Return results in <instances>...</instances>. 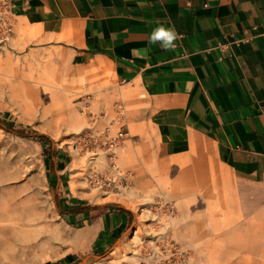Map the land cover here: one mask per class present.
Returning <instances> with one entry per match:
<instances>
[{"label":"rangeland","instance_id":"rangeland-1","mask_svg":"<svg viewBox=\"0 0 264 264\" xmlns=\"http://www.w3.org/2000/svg\"><path fill=\"white\" fill-rule=\"evenodd\" d=\"M25 33L35 36L33 29ZM12 37L0 49V173L14 190L37 194L41 203L31 197L26 207L41 215L39 226L47 234L45 219L51 216L68 230H55L53 242L30 264H193L197 252L208 255L254 240L264 254V237L257 236L264 233L263 194L229 180L209 145L206 155L191 151L184 163L165 165L158 156H142L135 141L128 152L119 148V171L111 173L115 182L92 184L89 175L108 171L109 160L103 151L97 156L79 151L76 141L93 118L105 125V113L117 116L121 82L112 69L80 75L87 61L64 48ZM37 58L51 66L39 65ZM45 108H60L59 119L45 115ZM6 125L24 127L25 135ZM41 134L51 139L47 148ZM50 146L57 151L53 158ZM58 157L64 161L59 169ZM126 171L134 174L131 187H116ZM108 204L128 209L131 222L98 249L99 221ZM90 228L93 233L83 237Z\"/></svg>","mask_w":264,"mask_h":264},{"label":"crops","instance_id":"crops-1","mask_svg":"<svg viewBox=\"0 0 264 264\" xmlns=\"http://www.w3.org/2000/svg\"><path fill=\"white\" fill-rule=\"evenodd\" d=\"M7 1L16 41L109 61L124 92L117 109L132 121L124 152L136 141L171 165L209 145L229 180L264 196V0ZM159 25L174 26V49L150 43ZM103 208L98 249L131 222L121 205Z\"/></svg>","mask_w":264,"mask_h":264},{"label":"bare ground","instance_id":"bare-ground-1","mask_svg":"<svg viewBox=\"0 0 264 264\" xmlns=\"http://www.w3.org/2000/svg\"><path fill=\"white\" fill-rule=\"evenodd\" d=\"M39 65L51 66L50 62L37 58ZM56 63V62H54ZM54 67H56L54 65ZM57 68V67H56ZM65 73H71L70 67L65 69ZM111 70L109 61H103L100 58H89L87 64L79 70V74L87 72H108ZM60 108H45L44 114L51 115L54 120L59 119ZM8 176L0 173V264H30L37 262L39 253L45 250L54 239L55 230L62 228L63 232L68 230L61 224H55L53 216L45 219L49 225L47 227L49 234L41 224V215L28 211L25 199L39 198L37 194L29 195V192L23 193L16 191L6 184ZM40 202V200H39ZM37 202V204L39 203ZM41 203V202H40ZM127 206L131 207V204ZM49 218V217H48ZM228 216L227 223L230 222ZM58 226V227H57ZM93 233V229L83 232L82 236H88ZM258 237H264V233L257 234ZM257 241L259 242L258 238ZM252 243V244H251ZM243 242L239 246H232L228 250L213 249L209 250L208 255L201 251L195 254L193 264H263V247L253 242ZM261 245V242H259ZM224 255L225 261L219 258Z\"/></svg>","mask_w":264,"mask_h":264},{"label":"built area","instance_id":"built-area-1","mask_svg":"<svg viewBox=\"0 0 264 264\" xmlns=\"http://www.w3.org/2000/svg\"><path fill=\"white\" fill-rule=\"evenodd\" d=\"M16 19L13 14L11 4L7 0L0 1V49L11 39L15 27ZM219 45L224 49L227 43L221 40ZM103 117L107 119L105 125H99L95 119L92 124L81 134L76 141V147L79 151L91 153L94 156L103 151L109 160L110 169L105 173L96 171L89 175V181L101 187L111 186L115 179L112 178V171H119V148L126 139L129 128L126 115L122 110L117 109V116L111 118L106 113ZM133 173L126 171L121 174V183L115 184L116 187H131ZM169 208H174L170 207Z\"/></svg>","mask_w":264,"mask_h":264},{"label":"clouds","instance_id":"clouds-1","mask_svg":"<svg viewBox=\"0 0 264 264\" xmlns=\"http://www.w3.org/2000/svg\"><path fill=\"white\" fill-rule=\"evenodd\" d=\"M179 38L180 37L175 31L174 26L165 27L163 25H159L152 31L150 36V43L160 42L161 46L165 50H172L176 46L175 41L178 40ZM132 51H133V55H136L138 52V50L136 49H133Z\"/></svg>","mask_w":264,"mask_h":264},{"label":"trees","instance_id":"trees-1","mask_svg":"<svg viewBox=\"0 0 264 264\" xmlns=\"http://www.w3.org/2000/svg\"><path fill=\"white\" fill-rule=\"evenodd\" d=\"M6 128L8 130H15L17 133H19L21 135H25V133H24V127H19L18 129H15V128L9 126V125H6ZM39 137L42 138L43 144L47 148L48 145H49L48 143L51 142L50 137L48 135H46V134H41V135H39ZM50 148H52V151L50 152V157L53 158L56 155L57 151L52 146H50ZM47 264H51V263H47ZM52 264H54V263H52Z\"/></svg>","mask_w":264,"mask_h":264}]
</instances>
